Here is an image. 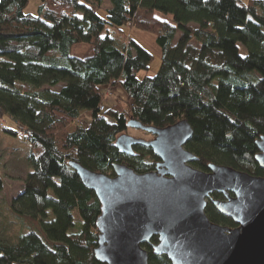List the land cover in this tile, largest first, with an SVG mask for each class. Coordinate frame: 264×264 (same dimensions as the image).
<instances>
[{"label":"trees","instance_id":"trees-1","mask_svg":"<svg viewBox=\"0 0 264 264\" xmlns=\"http://www.w3.org/2000/svg\"><path fill=\"white\" fill-rule=\"evenodd\" d=\"M39 1L33 15L24 13L28 0H0V118L15 123L4 131L29 141L33 167L11 204L30 228L15 243L0 242V264L99 263V202L67 162L111 176L113 163L152 170L159 158L151 148L135 145L127 155L115 147L130 118L157 128L186 119L193 135L185 148L198 169L214 162L264 176L254 158L264 135V0ZM106 25L126 36L122 47L102 34ZM123 27L155 36V74L136 77L153 54ZM116 87L126 101L117 96L100 114L104 90ZM205 213L236 226L210 202ZM76 219L79 230L69 232ZM155 243L157 236L143 244L148 264H171L153 253Z\"/></svg>","mask_w":264,"mask_h":264},{"label":"water","instance_id":"water-1","mask_svg":"<svg viewBox=\"0 0 264 264\" xmlns=\"http://www.w3.org/2000/svg\"><path fill=\"white\" fill-rule=\"evenodd\" d=\"M126 125L153 138L121 133L115 147L127 155H133L135 145L151 148L159 158L152 170L136 172L113 163L111 176L67 162L99 202L93 249L97 264H148L143 244L153 236V253L166 255L171 264H264V176L214 162L206 171L191 166L197 157L185 148L193 135L186 119L163 128L132 118ZM255 145V161L264 169V135ZM208 202L236 226L210 221Z\"/></svg>","mask_w":264,"mask_h":264},{"label":"rangeland","instance_id":"rangeland-1","mask_svg":"<svg viewBox=\"0 0 264 264\" xmlns=\"http://www.w3.org/2000/svg\"><path fill=\"white\" fill-rule=\"evenodd\" d=\"M39 3V0H28V3L24 8V13L36 15L38 13L37 8ZM100 14H102V11ZM156 14L163 16L160 12H156ZM122 29L123 31H127V37L133 36L141 45L153 54V59L149 63L148 68L138 71L136 77L141 79L144 76L155 74L160 65V49L156 45L155 36L151 33L135 29L134 27H130L129 30L125 27ZM102 34H108L114 38L118 47H122L126 43V36L112 26L106 25ZM238 46L239 53L245 55L246 48L240 43ZM61 86L62 84H58L52 87L44 86L43 88L57 91ZM112 90H105V97L109 99L107 108L109 103L116 99L117 96H119V100L123 102L126 101L124 97L121 96V89L116 87L112 88ZM82 115L85 120H89L87 114ZM0 123H3L5 128L16 129L15 123L8 116L1 117ZM73 128L74 126L70 124L66 127V130L70 132ZM127 132L134 137L146 140L153 138L152 134L139 129L129 128ZM30 154V143L21 133L11 135L4 131L0 126V242L7 244L15 243L20 239V236L25 234L30 228L28 222L12 210L11 205L13 198L23 190V180L27 173L33 168L30 161ZM189 164L197 168L193 163ZM47 213L50 214L51 212L47 210ZM73 215L75 217L77 216L76 210L73 211ZM80 226V221L76 219L74 228L69 230V232L72 230L78 231Z\"/></svg>","mask_w":264,"mask_h":264},{"label":"built area","instance_id":"built-area-1","mask_svg":"<svg viewBox=\"0 0 264 264\" xmlns=\"http://www.w3.org/2000/svg\"><path fill=\"white\" fill-rule=\"evenodd\" d=\"M106 90V89H105ZM105 90H104V96H105ZM110 90V89H109ZM112 91H114V90H112ZM107 105H108V98L107 97H105V100L102 102V104H100V106H99V113L101 114V113H103L105 110H106V108H107ZM0 126H1V128H5V126L3 125V123H0Z\"/></svg>","mask_w":264,"mask_h":264},{"label":"flooded vegetation","instance_id":"flooded-vegetation-1","mask_svg":"<svg viewBox=\"0 0 264 264\" xmlns=\"http://www.w3.org/2000/svg\"><path fill=\"white\" fill-rule=\"evenodd\" d=\"M126 133H128V132H126ZM215 194H218L219 195V198L220 197L222 198V195L220 193H213L212 195L214 196ZM214 198H216V197H214Z\"/></svg>","mask_w":264,"mask_h":264},{"label":"crops","instance_id":"crops-1","mask_svg":"<svg viewBox=\"0 0 264 264\" xmlns=\"http://www.w3.org/2000/svg\"><path fill=\"white\" fill-rule=\"evenodd\" d=\"M244 1H246V0H244Z\"/></svg>","mask_w":264,"mask_h":264}]
</instances>
